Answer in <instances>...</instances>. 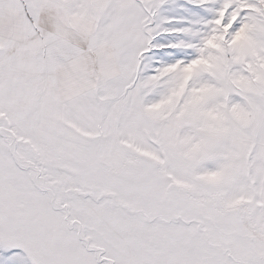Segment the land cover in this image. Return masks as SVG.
Masks as SVG:
<instances>
[{
    "label": "snow or ice",
    "instance_id": "6c2138e0",
    "mask_svg": "<svg viewBox=\"0 0 264 264\" xmlns=\"http://www.w3.org/2000/svg\"><path fill=\"white\" fill-rule=\"evenodd\" d=\"M0 264H264V0H0Z\"/></svg>",
    "mask_w": 264,
    "mask_h": 264
}]
</instances>
